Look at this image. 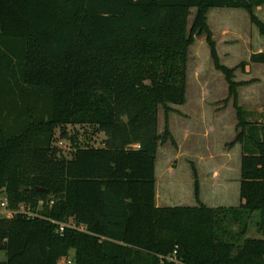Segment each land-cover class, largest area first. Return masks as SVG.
<instances>
[{
	"label": "trees",
	"instance_id": "obj_1",
	"mask_svg": "<svg viewBox=\"0 0 264 264\" xmlns=\"http://www.w3.org/2000/svg\"><path fill=\"white\" fill-rule=\"evenodd\" d=\"M264 0H0V217L2 264H264V123L238 105L237 68L222 65L207 23L211 8L255 10ZM196 10L190 29V9ZM204 35L225 78L242 147L238 207L155 205V159L172 105L186 102L187 56ZM250 62L263 64L264 50ZM165 127L158 132V108ZM89 125L102 146L55 131ZM66 132H62L63 138ZM71 142L73 140L71 139ZM72 144V143H71ZM194 195L199 184L194 173ZM27 209V210H26ZM254 213L258 237L247 236ZM245 223L231 232L229 223ZM65 224L62 231L59 225Z\"/></svg>",
	"mask_w": 264,
	"mask_h": 264
},
{
	"label": "rangeland",
	"instance_id": "obj_2",
	"mask_svg": "<svg viewBox=\"0 0 264 264\" xmlns=\"http://www.w3.org/2000/svg\"><path fill=\"white\" fill-rule=\"evenodd\" d=\"M196 10L190 9L187 29H190ZM255 14L264 21V6L255 10ZM207 23L216 43V50L222 65L237 67L244 62V71L237 68L235 81L248 82L237 89L238 105L251 124L264 123V63L250 62L252 52L264 50V39L250 23L246 11L236 8H211L207 12ZM168 115V127L181 135V130L189 127V135L175 145L170 142L159 144L160 149L155 162V175L169 176L175 184L165 191L182 196L184 200L175 202L174 206H195L202 203L207 207H238L240 204L239 184L240 165L234 161L233 154L229 162L222 155L229 150L228 140L236 129L237 118L233 101L228 98V86L224 76L214 68L210 51L204 35H196L188 49L186 102L184 105H172ZM165 127V115L158 108V132ZM234 129V130H233ZM62 132H66L63 138ZM55 145L67 159L71 158L74 147L102 146L104 135L89 125H67L55 131ZM226 141L219 142V138ZM174 138V137H173ZM71 139L73 142H71ZM72 143V144H71ZM180 144V147L178 146ZM178 149L182 156L178 155ZM176 156V157H174ZM167 165L174 172H167ZM197 176L199 186L203 188L202 201L195 199L193 175ZM191 180L190 183L186 179ZM201 183V185H200ZM200 195V191H199ZM5 199L1 193L0 199ZM21 209H24L21 206ZM27 210V209H26ZM254 213L246 222L247 236L258 237ZM245 223H229L231 232H239ZM73 258V252L60 264H67ZM6 259L0 251V264Z\"/></svg>",
	"mask_w": 264,
	"mask_h": 264
},
{
	"label": "crops",
	"instance_id": "obj_3",
	"mask_svg": "<svg viewBox=\"0 0 264 264\" xmlns=\"http://www.w3.org/2000/svg\"><path fill=\"white\" fill-rule=\"evenodd\" d=\"M184 105V104H183ZM234 130V129H233ZM181 137L182 139H184L185 137H187L189 135V127L188 126H185L182 130H181ZM171 134L172 136L174 137V139H176L177 142H179V140L181 139L180 136L178 134H176V132L172 129L171 127ZM232 137L230 140H228L229 144L235 139L236 137V134L234 131L232 132ZM224 140L223 138H219V142L222 143ZM226 141L223 142V144L225 143ZM227 143V142H226ZM180 147V144L178 145ZM160 149V146H158V149H157V154H158V151ZM157 154H156V159H155V162L157 160ZM234 155L237 157V159H235L234 161H236L237 165H241V157H242V147L239 143H236L234 144L233 146L230 147L229 150L225 151L222 155V158L224 159V161L226 162H229V159L231 157V155ZM178 155L179 156H182L181 155V152L180 150L178 149ZM176 157V156H174ZM167 172H174L172 169H170L167 165ZM155 173V172H154ZM166 177L162 176V174L160 173L159 175H155V186H154V192H155V197H154V200H155V205L157 207H169V206H174L173 204L175 202H178V201H181V200H184L182 196H179L178 197V194H174V192L171 190L170 192H166L165 189L166 188H173V184H175L173 182V180L167 176V174L165 173ZM188 181V183H190L191 180H189L188 178L186 179ZM240 181V179H239ZM199 184V182H198ZM201 185V183H200ZM193 187H194V175H193ZM239 188H240V184H239ZM199 191H200V199L202 201H207L205 200V197L203 196V188L202 186H199ZM240 197V196H239Z\"/></svg>",
	"mask_w": 264,
	"mask_h": 264
},
{
	"label": "built area",
	"instance_id": "obj_4",
	"mask_svg": "<svg viewBox=\"0 0 264 264\" xmlns=\"http://www.w3.org/2000/svg\"><path fill=\"white\" fill-rule=\"evenodd\" d=\"M16 212H25V209H20L18 211H12L7 208V201L6 199H0V217H7L10 218L12 217ZM64 226H68L65 224H60L59 225V231H62Z\"/></svg>",
	"mask_w": 264,
	"mask_h": 264
}]
</instances>
